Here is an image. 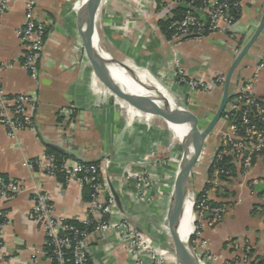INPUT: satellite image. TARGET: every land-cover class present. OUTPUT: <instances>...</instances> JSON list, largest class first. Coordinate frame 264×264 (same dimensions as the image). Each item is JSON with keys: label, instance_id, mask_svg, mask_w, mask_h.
Instances as JSON below:
<instances>
[{"label": "crops", "instance_id": "crops-1", "mask_svg": "<svg viewBox=\"0 0 264 264\" xmlns=\"http://www.w3.org/2000/svg\"><path fill=\"white\" fill-rule=\"evenodd\" d=\"M29 1L16 0L0 23V63L5 66L0 71V98L30 94L36 100L32 130L20 132L13 140L0 125V176L25 188L0 207L8 214L5 256L0 257V264H53L44 231L33 218L36 191L49 193L55 216L71 223L91 217L83 188L76 183L64 186L61 177L23 166L26 160L52 152L71 164L99 165L106 196L115 199L116 194L119 198L116 218L127 220L138 234L153 240L165 252V264H177L165 226L183 155L181 142L163 119L131 107L95 76L85 51L78 49L77 23L83 0H33L35 18L47 26L39 76L33 80L23 66L25 48L20 38ZM239 1L241 16L231 32L208 33L178 46L177 59L189 76L207 82L225 78L239 41L243 39L242 48L264 12V0ZM181 7L184 5L171 0H102L95 33L107 56L146 71L155 87L167 90L176 107L192 112L190 106H194L204 127L215 114L223 91L192 92L176 82L174 47L163 23L175 19ZM239 68L233 91L243 81L255 79L254 95L264 99V30ZM220 128L208 138L190 184L195 198L210 184L209 201L225 209L215 225L206 214L195 222L201 262L264 264V156L254 161L249 173L237 170L236 176L214 185L209 173L218 151ZM144 170L153 186L141 193L134 176ZM88 246L89 264H135L113 231L92 234ZM245 256L249 263L243 262ZM142 264H152L148 255L143 256Z\"/></svg>", "mask_w": 264, "mask_h": 264}, {"label": "built area", "instance_id": "built-area-1", "mask_svg": "<svg viewBox=\"0 0 264 264\" xmlns=\"http://www.w3.org/2000/svg\"><path fill=\"white\" fill-rule=\"evenodd\" d=\"M183 4L188 9L179 20L170 26L172 32L170 42L174 47V61L177 69L174 77L179 85L189 87L192 92L213 94L223 91L225 78L218 77L211 82L195 79L189 76L177 59L178 46L182 42L202 39L206 33L231 32L235 26L234 12H240L239 0H171ZM16 0H0V23ZM36 2H27L24 26L20 31V38L25 48L23 57L24 69L33 80L39 76V59L47 38V26L38 21L34 15ZM196 14H195V13ZM198 14V15H197ZM78 49L85 51L81 40ZM241 48L235 50L237 54ZM257 68L255 77L260 71ZM5 66L0 63V71ZM254 80L243 81L234 92V98L227 104L219 127L221 146L217 151L214 164V180H220L222 175L229 176L220 164L228 157L243 174L253 168L254 161L264 156V104L254 95ZM36 100L30 94L3 96L0 98V125L7 131L8 136L15 140L20 132L32 130L34 127V110ZM142 164V161L139 162ZM23 166L47 173L52 177H63V185L76 183L81 188L89 187L91 196L88 202L90 219L78 227L69 223L63 217L55 216L52 198L49 193L38 190L33 194V218L43 229L49 258L53 264H89L90 252L88 240L92 234H107L115 232L119 241L128 253L135 259V264H142L143 256L148 255L152 264H165V252L159 249L153 240L138 234L127 220L116 218V201L113 196H106V187L101 181V168L95 163H69L64 158L59 159L54 154H47L43 158L26 160ZM136 186L141 193H146L153 186L148 171L134 176ZM25 190L16 181L0 176V207L14 199ZM208 197V195H207ZM209 198L200 205L199 217L204 214L212 216L211 225L219 223L225 213L223 207H211L207 204ZM0 257L4 254V236L8 224V214L0 208ZM168 231V226H165ZM194 229L196 237L199 236ZM200 261L201 253L197 249ZM249 263V257L243 258ZM202 264V262H201ZM227 264H234L229 262Z\"/></svg>", "mask_w": 264, "mask_h": 264}, {"label": "water", "instance_id": "water-1", "mask_svg": "<svg viewBox=\"0 0 264 264\" xmlns=\"http://www.w3.org/2000/svg\"><path fill=\"white\" fill-rule=\"evenodd\" d=\"M102 0H84L78 17V30L85 49V53L91 64L93 72L98 80L113 94L124 100L131 107L145 113L157 115L177 136L183 132L181 144L183 155L177 168L176 182L169 205L167 226L168 233L173 242V251L176 262L180 256L186 264H201L193 234L186 240L181 235L180 211L191 193V177L197 162L203 152L208 138L220 124L224 110L231 100L233 78L243 60L247 57L252 47L256 44L264 30V12L256 31L245 43L240 51L235 54L233 62L225 76L222 97L219 106L212 119L206 126H202L192 112L178 107L172 108L162 97L157 87L143 80L135 69L128 64L119 62L107 56L95 42V19ZM120 67L142 90L139 94L127 91L113 76L111 68ZM237 84H234V87ZM233 87V88H234ZM177 128H180L178 131ZM115 199L119 204L116 194ZM194 202L193 215L195 216ZM209 214H206V217ZM196 222V216L194 226ZM195 228V227H194Z\"/></svg>", "mask_w": 264, "mask_h": 264}, {"label": "bare ground", "instance_id": "bare-ground-1", "mask_svg": "<svg viewBox=\"0 0 264 264\" xmlns=\"http://www.w3.org/2000/svg\"><path fill=\"white\" fill-rule=\"evenodd\" d=\"M84 0L82 1L83 4ZM81 4V6H82ZM97 43V39L95 40ZM131 68L135 69L141 76V78L152 85L155 86L154 81L151 79L149 74L142 70L141 68L138 69L132 65H129ZM111 73L113 74L114 78L129 92L139 94L142 90L137 86V84L121 69L120 67H113L111 68ZM165 81V80H164ZM165 86V85H164ZM159 90V93H161L163 99L172 107L176 108L172 98L170 97L169 93L166 89H164L161 86H156ZM134 111V112H133ZM132 114L135 113L136 110H133ZM178 131H180V128H177ZM183 132H180V135L177 136L174 134L175 139H177L179 142L182 141ZM194 202L195 197L192 193H190L189 197L183 204L181 211H180V221H181V235L186 240L190 235L193 234L194 231V221L195 216L193 215V208H194ZM177 264H186L182 257L180 256V259Z\"/></svg>", "mask_w": 264, "mask_h": 264}, {"label": "trees", "instance_id": "trees-1", "mask_svg": "<svg viewBox=\"0 0 264 264\" xmlns=\"http://www.w3.org/2000/svg\"><path fill=\"white\" fill-rule=\"evenodd\" d=\"M187 7L184 5V7H181L178 9L177 11V14H176V18L173 19L172 21L168 22V23H163V28H164V31L166 32L167 34V37L169 38V40L171 39V30H170V26H171V23L173 21H176V20H179L181 17H183V15H185V13L187 12ZM195 13V12H194ZM196 14V13H195ZM198 15V14H197ZM234 15H235V21L239 20L240 16H241V10L240 12H234ZM208 34V33H206ZM205 34V35H206ZM204 35V36H205ZM243 45V39L239 41V44H238V48H241V46ZM240 68H238V70L236 71L235 75H234V78H233V85H232V91H233V87H234V84H236L237 82V75H238V71H239ZM234 98V94L231 98V100ZM257 100H259L261 103L264 104V99H258L256 98ZM220 146H221V141H219V144H218V150L220 149ZM50 154H54L56 155L59 159L63 158L62 156H60L59 154H56L54 152L50 153ZM215 159V157H214ZM214 159H213V163H212V167H211V170H210V173H209V179L213 176V164H214ZM221 167L225 170V171H229L230 172V175L229 176H225V175H222L221 176V179H227V178H231V177H234L237 175V170H239L236 165L233 163V160H232V157H228L224 162H222V164H220ZM63 179L62 176H59ZM212 188V186L210 184H207L204 188V190H202L201 192L198 193L197 195V200H196V205H195V213L199 214L200 213V205L206 200L207 195H208V191ZM90 196H91V189L89 187H85L84 188V197L86 198V200H89L90 199ZM208 205H210L211 207H220L221 204H217L213 201H209L207 202ZM205 215V214H204ZM1 222V220H0ZM71 223V222H69ZM73 225H76L78 227H81L82 224L81 223H71ZM197 224V223H196ZM196 227L198 225H195ZM193 241L195 242L196 241V237H193Z\"/></svg>", "mask_w": 264, "mask_h": 264}, {"label": "rangeland", "instance_id": "rangeland-1", "mask_svg": "<svg viewBox=\"0 0 264 264\" xmlns=\"http://www.w3.org/2000/svg\"><path fill=\"white\" fill-rule=\"evenodd\" d=\"M190 109L192 110V113L194 114V116L199 120V115L198 114H196V113H194L195 111H194V109H195V107L194 106H190ZM221 180H223V179H220V180H214L213 182H211V180H210V183L212 184H214V185H216V183H218L219 181H221ZM213 188V187H212ZM212 188L208 191V193L212 190ZM195 215H196V221H198L199 220V214H197V213H195ZM210 215V214H209ZM211 216V215H210ZM195 228H196V226H194ZM194 228V229H195ZM195 237V236H194ZM169 242H171V240L169 241ZM170 247H172V246H170Z\"/></svg>", "mask_w": 264, "mask_h": 264}]
</instances>
